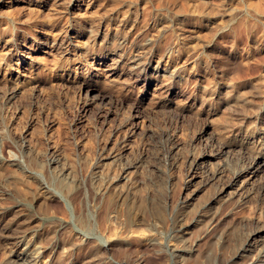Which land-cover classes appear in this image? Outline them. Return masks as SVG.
Returning <instances> with one entry per match:
<instances>
[{"label":"rangeland","instance_id":"rangeland-1","mask_svg":"<svg viewBox=\"0 0 264 264\" xmlns=\"http://www.w3.org/2000/svg\"><path fill=\"white\" fill-rule=\"evenodd\" d=\"M9 1L21 13L7 5L0 12V230L15 216L17 223L11 234L0 231V264H15L28 248L35 264H255L263 234L237 255L232 237L246 239L263 224L252 216L264 206V168L262 181L235 185L202 213L228 176L264 156L254 111L264 107V0H87L92 13L82 17L72 16L71 0H0V7ZM12 37L23 54L6 43ZM136 52L142 77L160 73L200 99L216 85L229 92L198 112L187 95L151 84L136 108L131 95L145 89L131 80ZM25 55L38 68L15 82L6 68ZM76 62L101 73L89 92L81 76L63 74ZM114 71L116 84L106 79ZM229 94L233 104L212 115ZM196 162L200 175L187 183ZM132 205L144 216L131 223ZM176 213L195 228L172 232ZM183 246L191 252L173 258Z\"/></svg>","mask_w":264,"mask_h":264},{"label":"bare ground","instance_id":"bare-ground-1","mask_svg":"<svg viewBox=\"0 0 264 264\" xmlns=\"http://www.w3.org/2000/svg\"><path fill=\"white\" fill-rule=\"evenodd\" d=\"M13 2L14 1H9L7 3H2L1 7H0V9H1L0 12H4V10H3V9H5L4 5H7L9 10L11 9L10 14H12V15L13 14H15V15L20 14L21 13V9L19 10L18 6H20L21 4H14ZM91 4L92 3L91 2L88 3L87 0H71V5L73 7H75L74 10H73L72 16L73 17H75V16L76 17H78V16L82 17V16H85L87 14H91L92 13V7H93ZM30 5H31L30 3L22 4L21 8H23V9H24V7L25 8H27V7L30 8ZM86 5H87V7L85 8ZM16 8H18V9H16ZM32 10H33V8H32ZM6 13H8V12L2 13V14L3 15L4 14L5 15H10L9 13L8 14H6ZM227 13H229V12H227ZM11 17H13V16H11ZM4 19H6V18H4ZM17 21H19V20H17ZM222 25H224V24H222ZM7 28H8V25H4L3 26V29H7ZM78 36H79V34H77V36L69 37V39H70L69 44H73L74 45V43H75L74 39H76V37H78ZM6 43L8 45L14 47V49H16L17 52L21 51L19 49V47H17V43L15 42V39L13 37L12 38H7L6 39ZM22 46H23V48L30 47L28 44H23ZM35 50L36 51H42L43 49L42 48H37ZM137 51H139V50H137ZM23 52H25V51L23 50ZM20 54H23L22 51L20 52ZM140 54H142V53L141 52L140 53L139 52L134 53V55H133L134 67H133V69H132V71L130 73L131 74L132 84L134 86H137L138 84L143 83L144 88H145L143 90H140V93H138L136 95L135 94L131 95L133 97V100H134L132 105L136 106V108L143 106L144 103L147 102L148 94L150 93V92H148L149 91L148 89H149V85H151V84L155 85L153 90H156V91L161 90L163 92L166 91L167 94L169 96H171V97H182V96L184 97L185 95H187V99L189 100L191 105H193V107L197 106L198 104H200L199 106H197L198 108L195 107L198 110V112H199V110L204 109L205 106H207L208 104L214 105L215 104L214 101L217 98V96H219L223 92H225V93L229 92L228 90L225 89V87H219V86L216 85L213 89H211L209 97H204V98L200 99V97H199V95L197 93H194V92L187 93L186 88H184V85H180L179 88L174 87V85L172 83V80L170 81L167 78L163 79L162 77H164V76L161 75L160 73L157 74V75H154V76H152V74H153L152 73L151 76H149V77L148 76L142 77V75L144 73V66H142L140 64ZM29 59H31L30 56L25 55L24 58L20 57L19 60H17L15 62V64H17L18 66H10V64L7 66L6 69L9 71L10 75L12 76L11 80H15V82H19V83H21V82L24 83L27 80V78H28V76L26 74V71H33V70L38 68V67H36V64H34ZM62 71H63L64 76L67 79H71L72 77H74L76 75L81 76L83 78L81 80L82 81L81 85L89 87L88 92L91 91V89H94L93 82L96 81L94 79V77H99L100 74H101V73L100 74H96L93 70L88 69V68L85 69V70L82 69L81 64H79L78 62H76L74 64V68H72V69L71 68H63ZM181 73H177V74L174 73V74L177 75L178 77L180 76L182 78H185L184 73L183 74H181ZM194 74L196 75L197 72L194 73ZM192 75H193V73L192 72L189 73V71H188L187 76H192ZM177 76H175V78ZM120 77H121V74L118 73V71H114L109 76H106V79H107L108 82H110L112 84H116V83L119 82ZM249 85L250 84L246 83V81L242 85H240V88L242 89L241 92H243L242 94H245V92H247V88L249 87ZM231 96L232 95L229 94V95H227V97H225V99L223 98V100L219 103V105L212 109V110H214V112H211V114L212 115L217 114L216 111L218 109H220L221 107H223V106H227V108H228V105H229V107H230V105L233 104L232 101H230ZM221 98H222V96H221ZM102 99L103 100H108V99H111V97H108V96L104 95L102 97ZM200 100H201V102H200ZM243 102L246 103V104H250L249 106H251V101L250 100L243 99ZM151 104H153V103H150V105ZM249 106H248V109H249ZM246 111H243V113H241L242 117H243L242 118L243 121H244L245 117H247L249 115V114H247L248 111H247L246 114H244ZM254 111H255V117L257 118V124H258V129H259V138L264 140V107H261V106H260V108L257 107V108H255ZM250 115H252V114H250ZM204 131L205 130H202L201 132H204ZM216 154H222V150H221V152H219V153L217 152V153H214V154L212 153V151H211V153L203 152V153H201V159H206V160L207 159H212L213 157L217 156ZM199 165H200V163L196 162L195 166L193 167V169L189 170V172L187 173V175L185 177V180H186L187 183L191 182V181H194L196 178H198V176L200 175L199 170H198L199 169ZM263 168H264V156L263 155H257L248 164L243 165V166L239 167L237 170H235L232 173V175L228 176L229 178H227L224 181L222 186L218 188L217 193L214 195L212 200L208 203V205H207L208 208L205 209L202 214H209L208 211H209V209L211 210L213 205H216V204H220L221 205L220 202H222V201L225 202L224 200L226 198L225 197L226 195H228V194L230 195L231 193L233 195V193H235L236 190L241 189V188L245 187L248 184H255L258 181H262L263 180V176H262ZM219 172H218L217 176H219V178H220V177H222V172H220V173ZM235 185H239L238 188L235 191L234 190L227 191L230 188H234ZM229 197H232V196H229ZM192 198L193 197H191V199ZM229 200H231V199H229ZM134 202L135 201H133V203ZM182 214L183 213H178V214L176 213V215L173 218L172 217L170 218L169 229L173 230L172 232H178L179 233V232L185 231V232L188 233L191 229L195 228V226H196L195 221L193 223L186 222L184 220ZM213 214L215 215L216 212L212 213L211 219L214 218ZM253 214H254V216H252V217L256 219L255 221H261V222H263V224L258 226V227H256V229L254 231H252L251 235L248 238H246V239H240V238H238L237 235L232 237V241H234L233 243H235L234 246L236 245V248H238V250H236L237 251L236 255L240 254L243 251L248 250L247 246L252 245V244H250V242L251 243H252V241L256 242V241L262 239V237L264 236V206L255 209ZM143 216H144V208L140 209L139 207L137 208L136 206L135 207H133V205L131 206L130 212H129V220H130L131 223L134 222V221L142 219ZM78 220H79V218H78ZM160 220L162 222H165L164 216H161ZM18 221H19V219H18ZM80 221H81L80 225H81L82 229L87 230V228L90 227L89 226V222L87 221V219H82ZM16 223H17V216L14 217L13 221L8 226H5V228L3 230L1 229L0 231L5 233L6 235L11 234V233L14 232V227H15ZM210 227H211V225L209 226V228ZM262 234H263V236H262ZM153 244H155V243H153ZM100 246L104 247L105 245L100 244ZM28 249H23L22 251H19L20 253L15 254V261H12V263L16 262L15 264H35V262H37L36 261V257L37 256H34V254L30 253V251ZM191 250H192V248L188 249L187 246L186 247L183 246L181 248L174 249L173 250L174 251L173 252V258L177 257V256L178 257L181 256L180 251H184V252H186V251L189 252L190 251L191 252ZM176 252H178V253L175 254ZM238 256H240V255H238ZM9 262H11V261H9ZM263 262H264V245L258 250L257 259L255 261V264H262ZM90 264H99V260L98 259H93L90 262ZM111 264H124V262L112 260Z\"/></svg>","mask_w":264,"mask_h":264}]
</instances>
